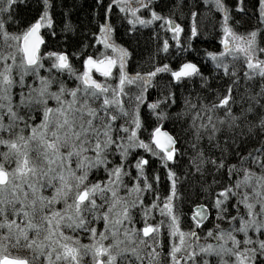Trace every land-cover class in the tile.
<instances>
[{"label": "snow or ice", "instance_id": "snow-or-ice-1", "mask_svg": "<svg viewBox=\"0 0 264 264\" xmlns=\"http://www.w3.org/2000/svg\"><path fill=\"white\" fill-rule=\"evenodd\" d=\"M76 7L0 0V264H264V0Z\"/></svg>", "mask_w": 264, "mask_h": 264}, {"label": "trees", "instance_id": "trees-1", "mask_svg": "<svg viewBox=\"0 0 264 264\" xmlns=\"http://www.w3.org/2000/svg\"><path fill=\"white\" fill-rule=\"evenodd\" d=\"M92 3V0H76V4L77 7L73 10L74 11V22H79L81 24H86L89 22V18H90V9H89V5ZM210 21H205L204 16L202 15L201 17L197 18V24L198 25H206V23H209ZM251 21H249L250 23ZM202 31H209V35L205 36V35H201L200 39L197 40V46L201 47V48H208V49H213L214 44H215V39L212 36L211 32L209 29H207L206 27L202 28ZM123 33V29H120V32H118L116 35L120 36ZM145 36H147V33H145ZM118 43H123L122 40H118ZM127 46V45H125ZM194 55V54H193ZM175 56H170L169 59H174ZM131 64L128 66L127 70L129 72H134L137 70L140 71H148L150 70L147 67H138V65L140 64L141 61V57L140 56H132L131 58ZM161 62H163V60H161ZM201 63H203V61H201ZM179 91V90H177ZM156 95V91L153 90L152 91V96L155 97ZM162 181H163V177H162ZM203 202L201 201L198 197L195 198L193 201H191L186 207H184L183 211L184 213L190 218V213L192 211V206L195 203H200ZM156 219H159V216L156 217ZM187 223V221H186ZM208 227H211V222L208 221L206 222ZM84 242H87L86 240Z\"/></svg>", "mask_w": 264, "mask_h": 264}, {"label": "rangeland", "instance_id": "rangeland-1", "mask_svg": "<svg viewBox=\"0 0 264 264\" xmlns=\"http://www.w3.org/2000/svg\"><path fill=\"white\" fill-rule=\"evenodd\" d=\"M98 75V74H97Z\"/></svg>", "mask_w": 264, "mask_h": 264}]
</instances>
